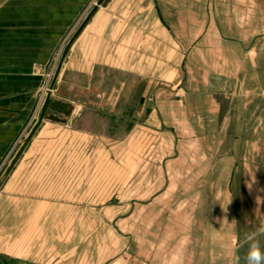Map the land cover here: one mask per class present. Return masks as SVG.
Listing matches in <instances>:
<instances>
[{
    "label": "crops",
    "instance_id": "1",
    "mask_svg": "<svg viewBox=\"0 0 264 264\" xmlns=\"http://www.w3.org/2000/svg\"><path fill=\"white\" fill-rule=\"evenodd\" d=\"M94 1L0 0V7L21 12L0 15V187L5 185L0 202L8 200L21 215L46 221L55 209L65 216L68 206L82 201L91 205L98 189L107 192L114 181L109 162L115 143L138 141L143 144L137 172L139 218L146 223L145 217H176L170 220L175 225L171 233H176L170 263H209L203 250L209 227L194 224L186 194L162 188L190 182L185 174L189 160L179 154L177 159L162 156L172 149L161 141L171 134L186 136L192 126L176 98L153 91L163 60L168 65L175 56L168 44L171 34L163 31V19L154 13L158 1L99 0L53 69L68 32ZM48 85L50 106L21 153L19 141ZM115 135L122 138L115 142ZM147 136L153 138L148 147ZM174 142L180 153L185 145ZM149 150L153 154L146 162ZM163 157L170 161L163 162ZM213 213L215 225L220 218L224 222L223 207ZM195 256L201 259L195 261Z\"/></svg>",
    "mask_w": 264,
    "mask_h": 264
},
{
    "label": "rangeland",
    "instance_id": "2",
    "mask_svg": "<svg viewBox=\"0 0 264 264\" xmlns=\"http://www.w3.org/2000/svg\"><path fill=\"white\" fill-rule=\"evenodd\" d=\"M98 1L68 32L53 69ZM157 1L154 13L163 19V31L171 34L168 44L175 56L168 65L163 60L153 91L176 98L192 126L186 136L173 133L161 141L172 149L162 156L180 155L190 163L185 169L190 182L163 185V191L186 194L194 224L209 227L203 250L210 261L204 264H245L246 237L257 235L264 242V234L258 233L264 227V0ZM20 13L0 7V15ZM48 91L50 85L19 148L38 123ZM121 138L115 135L114 141ZM173 138L185 145L180 153ZM151 142L147 136L146 146ZM139 144L115 143L109 162L114 181L108 191L98 189L91 205L82 201L68 206L65 216L55 209L46 221L21 215L8 200L0 202V264H174L170 253L175 251L176 233H171L175 225L170 220L176 217H145V223L137 213L138 157L143 154ZM152 154L146 152V162ZM222 207L225 220L215 225L213 211ZM200 259L195 256V261Z\"/></svg>",
    "mask_w": 264,
    "mask_h": 264
},
{
    "label": "clouds",
    "instance_id": "3",
    "mask_svg": "<svg viewBox=\"0 0 264 264\" xmlns=\"http://www.w3.org/2000/svg\"><path fill=\"white\" fill-rule=\"evenodd\" d=\"M259 234H264V227L258 230ZM248 251L245 257V264H264V242L257 238V235L246 237Z\"/></svg>",
    "mask_w": 264,
    "mask_h": 264
},
{
    "label": "water",
    "instance_id": "4",
    "mask_svg": "<svg viewBox=\"0 0 264 264\" xmlns=\"http://www.w3.org/2000/svg\"><path fill=\"white\" fill-rule=\"evenodd\" d=\"M96 8H97V7H96ZM96 8H95L94 11L92 12V14L95 13ZM64 58H65V55H64ZM60 69H61V64H60V67H59L58 71H60ZM50 103H51V97H50V95H49V96L46 98L45 103H44V105H43V108H42V111H41V114H40V117H39V121H38V123L36 124V126L34 127V129H33V131L31 132V134L29 135V137H28V139H27V141H26V144L22 147L21 153H22V151L25 149L26 145L31 141V139L33 138V136L35 135V133L37 132V130L39 129V127L41 126V124H42V122H43V120H44V118H45V116H46L47 110H48V108H49V106H50Z\"/></svg>",
    "mask_w": 264,
    "mask_h": 264
},
{
    "label": "built area",
    "instance_id": "5",
    "mask_svg": "<svg viewBox=\"0 0 264 264\" xmlns=\"http://www.w3.org/2000/svg\"><path fill=\"white\" fill-rule=\"evenodd\" d=\"M49 92V91H48ZM48 92H46V95L48 94Z\"/></svg>",
    "mask_w": 264,
    "mask_h": 264
}]
</instances>
